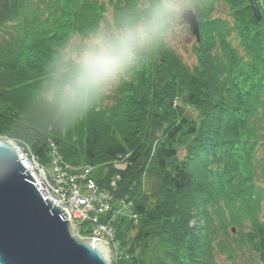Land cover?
I'll list each match as a JSON object with an SVG mask.
<instances>
[{
  "label": "trees",
  "instance_id": "16d2710c",
  "mask_svg": "<svg viewBox=\"0 0 264 264\" xmlns=\"http://www.w3.org/2000/svg\"><path fill=\"white\" fill-rule=\"evenodd\" d=\"M218 3L229 18L216 15ZM257 3L260 20L248 0H189L201 34L190 66L165 40L180 15L163 0H0V137L45 166L54 146L66 163L98 167V186L130 206L106 216L114 264H236L240 252L264 264V0ZM154 13L163 14L154 37L117 84L86 106L69 103L78 61L62 62L59 48L102 27L109 41Z\"/></svg>",
  "mask_w": 264,
  "mask_h": 264
},
{
  "label": "water",
  "instance_id": "95a60500",
  "mask_svg": "<svg viewBox=\"0 0 264 264\" xmlns=\"http://www.w3.org/2000/svg\"><path fill=\"white\" fill-rule=\"evenodd\" d=\"M248 1L260 20L257 0ZM178 24L200 41L193 9H183ZM32 181L14 146L0 137V264H114L111 245L81 237L65 210L46 201Z\"/></svg>",
  "mask_w": 264,
  "mask_h": 264
},
{
  "label": "built area",
  "instance_id": "2783aa9c",
  "mask_svg": "<svg viewBox=\"0 0 264 264\" xmlns=\"http://www.w3.org/2000/svg\"><path fill=\"white\" fill-rule=\"evenodd\" d=\"M7 141L14 146L21 164L36 181L32 183L42 197L65 210L67 220H70L73 228L76 227L81 237L95 238L111 244L114 231L106 216L115 213V200L110 191L98 186L92 177V167L73 168L61 165L53 146V164L49 168L40 163L36 154L12 140ZM113 185L114 182L111 183Z\"/></svg>",
  "mask_w": 264,
  "mask_h": 264
},
{
  "label": "clouds",
  "instance_id": "9594fccd",
  "mask_svg": "<svg viewBox=\"0 0 264 264\" xmlns=\"http://www.w3.org/2000/svg\"><path fill=\"white\" fill-rule=\"evenodd\" d=\"M162 15L154 13L151 20L124 28L109 41H97L85 50L66 85L69 103L86 106L121 75L140 45L152 40Z\"/></svg>",
  "mask_w": 264,
  "mask_h": 264
},
{
  "label": "rangeland",
  "instance_id": "374dc122",
  "mask_svg": "<svg viewBox=\"0 0 264 264\" xmlns=\"http://www.w3.org/2000/svg\"><path fill=\"white\" fill-rule=\"evenodd\" d=\"M163 2L167 5L168 8H170V9L173 8L177 13H179V15L182 13L183 9L190 8L189 7V0H163ZM217 5H218V11L216 12V15L221 16V17L226 18V19L229 18V16H230L229 9L223 3H218ZM106 16H107L106 18H111V10L110 9L106 12ZM178 20H180V17L178 18ZM104 36H105V28L104 27H102L99 32L92 34L86 38H81L75 34L74 36H72V38L69 40V42L67 43L66 46L59 48V51H58L59 56L57 58H61L62 62H65V63H67L70 60V58H75L77 61H79L82 53L85 50L94 46L97 41L107 42V40L105 39ZM165 40L168 43V45L171 46L182 57V59L188 65L192 66L195 64V62L197 61V57H196L195 50H194L193 46H194V43L196 42V38L190 32L189 27L187 25H179L178 23H176L173 28H171L170 30H168L166 32ZM0 54L2 55L1 48H0ZM22 61H23V59H22ZM116 84H117V78L113 82H111L105 88V90L106 91L110 90L112 88L111 86L114 87ZM20 96H22V95L18 94L17 97L19 100L22 101V98ZM5 139L14 141L11 138L5 137ZM14 142H16V141H14ZM59 155H60V153H59ZM52 157L53 156H51L50 165L48 166L49 168H52L51 167L53 164ZM59 157H60V164L61 165H63L62 163H66V162H64L61 155ZM108 163L109 162L107 160V162L101 163L100 166L104 167ZM66 164H69V165H64V166H71L73 168L79 167V165H73L71 163H66ZM84 165L90 166L94 169V171L95 170L97 171V168H98L97 166H92L89 164H83L82 166H84ZM114 165L116 168H120V169L125 168V165L119 161L114 162ZM263 200H264V197H263V195H261V202H263ZM129 207H130L129 205H126V204L120 205L119 203L117 205L115 203V205H114V209H116V211H118V212L120 209L129 210ZM262 211H263L262 214H261V212H259V217L264 222V206L262 208ZM109 224L111 225V221H109ZM243 230L245 231L246 227H243ZM113 231H115V230L113 229ZM246 257H247V255H243L240 252L238 254L236 264H250L249 262H247ZM253 264H260V263L257 261L256 263H253Z\"/></svg>",
  "mask_w": 264,
  "mask_h": 264
}]
</instances>
